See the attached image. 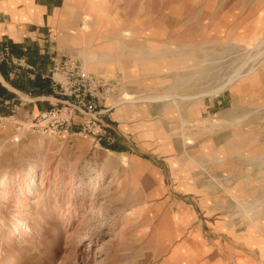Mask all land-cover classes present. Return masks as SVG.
I'll use <instances>...</instances> for the list:
<instances>
[{"label": "rangeland", "instance_id": "rangeland-1", "mask_svg": "<svg viewBox=\"0 0 264 264\" xmlns=\"http://www.w3.org/2000/svg\"><path fill=\"white\" fill-rule=\"evenodd\" d=\"M49 1L48 14L65 23L54 37L73 35L71 57L121 80L111 113L123 114L110 148L80 153L81 138L52 136L0 172V264H163L178 235L167 237L175 217L159 205L179 204L183 197L172 192L180 186L190 191L196 122L241 84L250 85L240 99L245 141L225 149V160L237 153L245 160L243 186L241 196H228L238 210L225 218L243 225L225 233L243 249L238 264H264V101L257 109L253 93L255 77L264 93V0H0V24L13 21L10 5ZM148 108L165 109L158 126L140 115ZM174 143L182 164H174Z\"/></svg>", "mask_w": 264, "mask_h": 264}, {"label": "crops", "instance_id": "crops-1", "mask_svg": "<svg viewBox=\"0 0 264 264\" xmlns=\"http://www.w3.org/2000/svg\"><path fill=\"white\" fill-rule=\"evenodd\" d=\"M31 4L33 5L21 8L10 5L7 9L13 21L2 26L0 24V49L8 46L13 55L18 58L24 57L34 69L20 70L0 63V113L8 115L15 107L13 117L18 122L36 118L41 111L50 110L58 104L51 81L47 79L52 71L51 60L68 58L74 53L72 34L66 32L54 37V27L61 28V25L65 27V23L64 21L61 23L55 17L56 14H48L52 6L51 1L44 2L40 8L39 5L37 7L36 4ZM5 9L6 6L0 4V12ZM67 28L68 31L71 30L70 23ZM67 37L69 43L65 42ZM60 39L62 41H59ZM257 78H254L253 93L260 95V108L257 109L261 110L264 98L262 90L257 89ZM247 95L250 96V85L241 84L235 87L213 101L206 118H199L196 122L197 132L195 136H191V133L189 145L194 156L185 169L190 170V191H183L180 186L172 192L174 196L183 197L180 198L179 204L159 205L163 211L174 213L175 218L168 225L172 229L167 231V237L170 235L169 232L178 235L174 241L173 251L167 254L163 264H171V260H174V263L179 261L178 264H230V262L238 264V257H241L239 254L243 249L234 242L236 240L232 239L234 241L231 242L225 232H234L242 223L230 216L225 218V213L238 210L235 204L229 202L228 196L235 195L236 198L241 196L245 160L241 159L238 153L225 160V149H238L245 141L243 138L240 139V134L241 136L245 134L246 129L245 126H240L239 116L241 108L245 105L244 102L240 103V99L245 101ZM227 103L230 106H226ZM146 112L140 115L148 117L151 125L158 126L160 121L158 118L165 113V109L148 108ZM122 114L116 112L109 115L113 130L116 129L115 123L119 122L115 118ZM235 127L236 132H233L231 128ZM48 136L33 134L23 139L11 124L6 129L0 128V172L14 169L22 162L23 151L31 150L42 141L53 139L52 136ZM156 138L159 141L160 134H157ZM24 141L28 143H23ZM74 141L78 152L92 151L89 141L82 139ZM157 144L152 145L160 151L162 146ZM173 147L177 153L174 154V164H182L183 157L178 156L182 151L176 150V143ZM116 150L114 148V151ZM227 177H234L229 187L227 182L224 184ZM228 191L231 193L228 194ZM187 196H191L190 200L186 198ZM215 216H218L217 221L212 220Z\"/></svg>", "mask_w": 264, "mask_h": 264}, {"label": "built area", "instance_id": "built-area-1", "mask_svg": "<svg viewBox=\"0 0 264 264\" xmlns=\"http://www.w3.org/2000/svg\"><path fill=\"white\" fill-rule=\"evenodd\" d=\"M52 71L47 79L51 81L57 105L39 113L36 118L25 122L14 120L0 113V128L10 124L18 134H44L68 140L79 137L89 141L92 149L110 148L117 142L109 120L121 80H108L103 76L88 72L79 60L68 57L53 58ZM0 63L9 67L33 71L24 57L18 58L8 46L0 49ZM112 102H114L112 104Z\"/></svg>", "mask_w": 264, "mask_h": 264}, {"label": "bare ground", "instance_id": "bare-ground-1", "mask_svg": "<svg viewBox=\"0 0 264 264\" xmlns=\"http://www.w3.org/2000/svg\"><path fill=\"white\" fill-rule=\"evenodd\" d=\"M239 76H240V73H236V75H234V77L230 79V81H229L228 84H231V83H232L235 79H237ZM226 86H227V85H226ZM223 88H224V87H223ZM219 90H220V89H219ZM77 214H78V213H77ZM77 214L72 215V217H73L72 221L78 217ZM18 222H19V221H18ZM18 222H17V223H18Z\"/></svg>", "mask_w": 264, "mask_h": 264}]
</instances>
